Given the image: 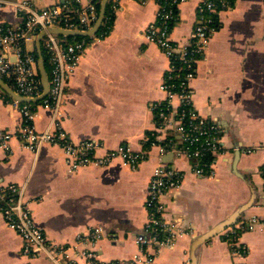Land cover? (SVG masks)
<instances>
[{
    "label": "crops",
    "instance_id": "1",
    "mask_svg": "<svg viewBox=\"0 0 264 264\" xmlns=\"http://www.w3.org/2000/svg\"><path fill=\"white\" fill-rule=\"evenodd\" d=\"M34 1L45 7L66 0ZM89 1L81 0L83 5ZM199 2L185 0L179 5L174 40H189L198 21ZM157 9L155 0H119L112 30L89 42L69 78L61 108L69 138L98 141L99 154L119 145L140 151L146 148L148 132L158 135L137 169L114 159L105 166L70 171L60 146L45 144L34 152L18 137L8 147H0L1 184L24 186L36 225L56 244L75 246L72 254L79 264L86 263L76 251L88 247L104 260L141 256L150 259L148 264H191L193 240L250 200L237 222L257 216L264 223V0H233L218 13L219 29L191 82L193 109L221 129L222 151L214 157V173L203 176L193 171L174 124L157 119L153 109L167 99L160 85L169 66L158 45L145 38ZM0 16L16 19L10 11H0ZM172 102L178 106L179 99ZM51 120L49 109L37 107L36 129H46ZM21 122L19 106L0 98V128L14 131ZM170 137L177 150L161 151L160 145ZM250 148L252 152L247 151ZM158 165L183 174L181 185L162 197L166 218L183 234L172 246L141 248L136 236L149 217L148 185ZM96 226L104 230L102 237L92 243L80 240ZM225 230L196 250V264H264V227L239 232L243 253L233 250L223 236ZM26 263L56 264L44 256H25L21 236L0 211V264Z\"/></svg>",
    "mask_w": 264,
    "mask_h": 264
},
{
    "label": "built area",
    "instance_id": "2",
    "mask_svg": "<svg viewBox=\"0 0 264 264\" xmlns=\"http://www.w3.org/2000/svg\"><path fill=\"white\" fill-rule=\"evenodd\" d=\"M110 0H108L109 2ZM146 2L147 0H140ZM158 3L155 19L145 29L147 41L155 43L169 59V66L160 88L166 92L167 99L153 105L158 109V117L173 123L183 143V151L192 162L193 171L200 176L212 175L214 157L222 151L221 129L218 124L204 115L197 113L192 106L191 82L196 77L197 65L208 48L210 38L219 29L218 13L230 7L229 0H200L197 8L198 21L186 43L172 38V29L179 21V5L185 0H166ZM101 2V0H100ZM119 0H112L115 11ZM100 3L94 0L83 5L81 0H66L51 6L40 7L34 0H0V11L12 12L16 19L8 20L0 16V76L20 96L33 98L41 94L42 81L38 76V58L35 39L41 30L62 28L66 30H87L96 22ZM102 38V37H99ZM89 42L85 38L65 40L60 35L47 33L42 39V46L49 54V91L40 104L22 102L0 87V98L18 105L22 113L20 126L12 131L0 128V147H8L10 141L18 137L28 149L38 152L45 144L60 146L65 155L70 171L80 167L95 165L105 166L114 159H120L132 169H137L147 157L148 148L135 151L126 145L106 149L98 153L102 145L93 139L72 141L62 126V105L64 104L70 76L78 66L82 53ZM179 60L180 66L175 64ZM179 82L175 81L178 80ZM9 96V97H8ZM179 99L178 106L172 102ZM163 106H162V105ZM44 107L52 112L50 125L38 130L33 124L37 107ZM158 139V135L155 136ZM157 142H151V145ZM177 150L173 137L168 138L160 150ZM252 152L253 148L247 149ZM183 174L173 168L158 165L155 167L148 185L146 207L148 220L136 242L141 248L154 245L157 248L172 246L183 231L168 220L162 197L182 183ZM0 211L7 225L22 238V253L29 258L47 257L56 264H79L72 254L75 246H61L53 242L40 229L25 201V188L16 184L2 185L0 182ZM264 223L252 216L249 220L237 222L225 230L233 235L228 239L237 253L245 251L238 243L240 231L254 229ZM104 234L100 226L94 227L80 240L92 243ZM86 264H148L149 258L137 256L133 259L104 260L92 248L76 251ZM27 264V263H26ZM185 264H188L186 262Z\"/></svg>",
    "mask_w": 264,
    "mask_h": 264
},
{
    "label": "water",
    "instance_id": "3",
    "mask_svg": "<svg viewBox=\"0 0 264 264\" xmlns=\"http://www.w3.org/2000/svg\"><path fill=\"white\" fill-rule=\"evenodd\" d=\"M107 4H108V0H101L98 18L94 23V25L87 30H66L62 28L53 27V28H49L48 30H41L37 34L35 43H36V51L38 54V70L42 81V92L40 95L33 98H26L20 96L5 82V80L1 76H0V87L9 95H11L13 98L22 102L25 101L37 102L45 98L49 91V77H48V71L45 66L44 57L42 54V39L47 33H54L66 37H79V36L89 37L95 35L103 22ZM251 203L252 200H250L246 205H242L237 210H235L227 219L221 221L216 226L212 227L210 230L206 231L205 233L196 237L193 240L191 264L197 263L198 254L196 253V250L209 238L222 233L228 226L235 224L238 221V217L241 214V212L244 211L247 207H249Z\"/></svg>",
    "mask_w": 264,
    "mask_h": 264
},
{
    "label": "trees",
    "instance_id": "4",
    "mask_svg": "<svg viewBox=\"0 0 264 264\" xmlns=\"http://www.w3.org/2000/svg\"><path fill=\"white\" fill-rule=\"evenodd\" d=\"M94 1L98 2V4L100 3V0H94ZM159 1L164 2L166 0H159ZM229 1L232 2L233 0H229ZM114 19H115V11L112 8V0H110L108 2V4H107V8H106V12H105V16H104L103 22H102L100 28L98 29V31H97V33L95 35L89 36V37H81V36H79V37L60 36V37L65 39V40H68V41H72V40H74L76 38H85L88 42H90L94 37H105L106 35H108L110 33V31L112 30V28H113ZM34 54L38 58L37 51H35ZM42 54H43V57H44L46 69L49 72V69H50L49 60H48L49 59V54L47 53L46 49L43 46H42ZM175 64L179 67L180 66L179 60H175ZM38 76L40 77L39 70H38ZM175 81L179 82V79L175 80ZM41 101L34 102L33 105L37 106V104H40ZM154 112H155L156 117L158 119V109H154ZM147 136H148V139L144 142L145 143L144 144L145 147H149L151 145V142H153V141L157 142V139H156L155 134L153 132H151V131L148 132ZM261 171H262V174L264 176V164L261 166ZM239 232H240L239 229H237L235 231V233H239ZM232 235H233V233H231V232H228L227 235L225 233L223 234V236L225 238H227V239H229Z\"/></svg>",
    "mask_w": 264,
    "mask_h": 264
}]
</instances>
